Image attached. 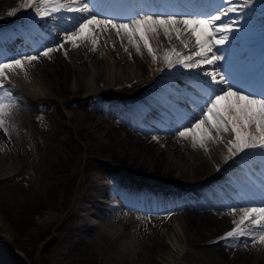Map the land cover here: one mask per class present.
Here are the masks:
<instances>
[{
    "label": "bare ground",
    "instance_id": "1",
    "mask_svg": "<svg viewBox=\"0 0 264 264\" xmlns=\"http://www.w3.org/2000/svg\"><path fill=\"white\" fill-rule=\"evenodd\" d=\"M165 1L173 3V5L169 4L173 8L175 6L180 7L179 3L182 4V0ZM184 1L186 2V7L196 12V10L206 8L205 6L214 0ZM102 2H105L110 8L115 6L113 0H102ZM21 3L22 0H0V20L5 21L3 25H0V62L4 61L6 63L11 59L21 58L24 55H36L46 47H54L57 44L64 43L63 36L65 30L73 28V18L76 16L74 13L64 12L62 14H55L54 17L41 19L35 15L32 8L26 9L20 7ZM148 3L151 4L150 2ZM236 3L238 9L244 12L241 14H245L246 17L252 15L253 13L251 14V12L253 10L257 12L264 9V2L261 0H248L247 4L244 3V0H236ZM118 4L115 8L120 11L119 13H123L127 6L131 8L144 6V0H119ZM228 6V4H224L225 9ZM12 9L18 10L15 15L9 16L7 13ZM111 11L113 10L111 9ZM134 15L135 11L131 16ZM140 15L143 14L135 15L133 18H137ZM235 15V13H230L227 18L231 16L236 21V27L237 24H240L241 27H237V32L239 29L244 32L250 26H255V23L250 22V19L241 22V19L234 18ZM62 16L66 17V20ZM32 20H36V23H41L44 32L34 27ZM53 20L54 22L51 23L50 21ZM53 26L54 38L47 39L48 37L44 28H51ZM107 31H101L98 34L96 51H92V45L88 41H85L76 48H73L71 43H64V49L53 53L51 59L41 58L38 61H34L32 65L26 66V75L19 70L15 73L8 72V79L0 80V83L4 85L3 88H0V96H4L5 92H10L14 95L11 98H4L6 105H10L8 115L6 116V120L8 121L6 123L7 129L13 133H21L23 129L19 128V121H23V118L27 115L26 113H28L25 101L28 99H39L44 96H49L50 99H54L55 101L59 99L60 101V99H64L67 93L72 91L67 87L69 86L68 80L72 78L74 87L71 88L74 91L82 90L83 98L72 99V104L75 108L68 114L69 121L76 122L78 130L83 132L81 135L84 137L87 149L99 158L100 163L108 168L111 167L108 175L103 172L100 176L90 177L84 186L78 205L80 216H78L79 223H77V227L80 226L81 228L84 225L89 226V224L94 225L99 223V226L105 227L108 230L110 228L114 229L118 225H130L135 220L136 215L127 213L122 205L112 202L108 192H104L106 190L101 188L102 184L100 182V178H104L108 183V187L113 188L111 185L113 177L129 175L131 179L142 182L140 185L143 187L134 189L142 195V197L138 198L140 202L136 204L126 199L127 196L121 193L122 189L117 187L118 193L116 191V194L119 199L128 202L133 209H139L138 206H143V209H151L152 207H159L162 204V209L173 211L172 215H168L167 217V219H170L169 226L177 233H180L181 244L183 243L185 246L192 248L184 256L188 258L193 256L196 259L194 264H264V246L260 245L259 249H257L256 246L252 247L251 242L248 241V246L245 247L244 241L247 238H241L240 240L229 241L228 243L234 245L233 247H229L228 243L219 239L218 233L224 227H232L230 214L225 210L231 207V204L228 203V200L224 199V194L217 196V201L222 204L219 206L198 192V188L203 184L204 180L215 173V176L222 179L223 182L228 183L224 187L225 195L230 192L232 184L237 185L243 191L242 197L237 199V204L246 207L264 206V198L256 195L250 188V184L240 178L237 166H232L233 159L225 161V156L228 153L223 143L209 142L208 151L206 152L200 147L193 148L190 139L184 140L176 134L181 129V125L188 122L190 115L175 111L173 108H171L173 112L170 114L166 105L169 102L173 103V101L165 97L168 95L163 96V93L170 88L173 89V86H177L178 79H184L192 83L191 78L187 79L183 76L182 70L176 69L173 71V69H168L162 60L153 63L151 56H149L147 50L143 47H141L142 54H139L141 59H136L133 56L136 50L128 44L126 38L123 41L117 39L119 42L113 43L109 37L110 34L106 33ZM251 35L253 34H244V38L240 36V45L250 49L246 50V52L252 57H256L255 59H264V55L260 54L264 51V39H261L259 42L254 40L256 38H253L254 35L253 37ZM151 43L157 50V55L162 56L164 52L162 51V47L165 46L166 48L168 45L175 46L179 41L173 37L171 42H169L163 33H161ZM125 48L128 50L125 51ZM120 49H122V52ZM65 51H67V56L64 55ZM123 51H125L126 55H130L128 60L124 58ZM82 52H84V55ZM235 54L239 53L234 51L231 54V56L234 55L232 63L227 59H224L223 63L227 64V68L236 75L237 69L244 65L242 63L244 56L242 58ZM259 56L261 58H258ZM240 59L242 62L236 63ZM261 62L264 63V60ZM257 66V68L261 67L260 65ZM257 68L255 72H257ZM260 72H264V67L261 68ZM192 74V76L195 75L194 72ZM150 75H154L159 84V89L155 92L152 89L156 86L152 79L149 78ZM257 88L260 87L254 85L251 90H256ZM144 90H148V92L145 93L146 91ZM98 95L113 99V102L106 105H94L92 103L94 102V96L98 98ZM115 96H120L123 103L116 101ZM90 97H93L91 98L92 102L88 101ZM17 100H20L19 104L21 105L19 111L17 112L14 109V111L9 112L10 109H13L12 103L14 104V101ZM128 101L129 103H127ZM63 102L65 103L66 101L63 100ZM134 104L144 109V111L148 110L152 114L147 113L144 117H138V120L143 123H146L145 120L148 119L152 122L155 120L161 122L164 127L157 125L160 123L153 124V126L158 128L154 130V134L153 131L149 132L144 128H138L140 126H137L125 116V113L133 109ZM180 107L184 108L182 105ZM162 109L163 112L161 111ZM177 116H180L181 119H177ZM6 136L0 133V148H5L6 151L8 148L7 152L3 151L4 153H0V163L6 161L10 163V161H13L11 158L14 156L22 159L23 156L19 154L20 146L18 142L16 144L9 136ZM153 136H156L158 140H153ZM226 138H230V136L225 134V140ZM16 140L21 141L22 145L25 141L21 135H18ZM181 147L186 149V152L188 149L187 153H189V157L187 156L188 154H183ZM23 149L25 150V148ZM255 161L257 162V160ZM177 162H181L180 165L186 164L187 166H179ZM100 168L103 170L104 167L98 168L102 172ZM12 175L6 172L0 178L12 177ZM148 181L155 182V185L149 186V188L145 185V182ZM143 188L146 190H142ZM98 192L101 195L99 199L101 202L99 201V204L95 203V200H92ZM130 195H136V193H130ZM213 200H215V197ZM85 203L86 205L84 206ZM104 210L106 211V215L110 214L112 218L111 222H108V219H105V217H102L101 221L98 220L104 214ZM86 217L91 220L88 224ZM172 239L173 242L170 243H174V251L172 247L163 264H177V256L181 253H187L184 252V249L182 250L184 245L181 248L179 242H175L176 238L174 236ZM207 239L208 241L204 242ZM216 246L220 248V250L217 248L219 252H215L217 250L213 251V247L216 248ZM0 247L3 248L5 259L2 258L6 262L3 264H23V260L12 251L13 249H10L9 243L3 240L1 236ZM181 250L182 252L180 253ZM172 258L174 259L173 262ZM183 258L185 260V257Z\"/></svg>",
    "mask_w": 264,
    "mask_h": 264
},
{
    "label": "rangeland",
    "instance_id": "2",
    "mask_svg": "<svg viewBox=\"0 0 264 264\" xmlns=\"http://www.w3.org/2000/svg\"><path fill=\"white\" fill-rule=\"evenodd\" d=\"M261 1L264 2V0ZM65 2H67V0H65ZM218 3L220 7H218L213 14H216L221 9H225L224 4L226 3L224 0H220ZM261 10L257 12L253 10L251 12V14H253L246 17L245 14H241L244 12L239 9L235 13L236 15L234 18L241 19V22L250 19V22L255 23V26H250L244 33L240 29L237 32L238 28L241 27L240 24H237L238 28L233 24V33L229 34L227 43L220 46L217 54L221 53L225 59L232 63V61H234L232 60L234 55L231 56V54L234 51L242 53L246 50L244 49L245 46L240 45V36L243 37L244 34H253L254 37L253 35L251 36L253 38L256 37L254 40L260 41L264 39V36H262L264 35V9ZM127 20L126 18L122 22H127ZM230 20L235 21L230 16L228 18L223 17L221 22L227 23ZM2 22L4 21L0 20V23ZM45 30L54 38L53 29L45 28ZM109 30V32L107 31L106 33H108V35L110 34L109 37L111 41L113 43H118L120 38L116 35L115 30ZM171 47H173V45H168L166 48L164 46L162 47V51L168 50ZM175 47L185 53L189 51L184 49L183 45L180 43L176 44ZM121 50L122 49H120V51ZM82 53L84 55V52ZM124 53L125 51L122 53L125 55L124 58L128 60L130 55ZM133 56L138 60L141 59L137 52L133 53ZM247 62L248 61L245 62V66H248V73H255L258 66L254 63H250L252 62L251 60ZM256 62L258 61H255V63ZM259 63L256 64L261 66L262 62ZM223 64V60L218 62L219 71L225 72L228 79L235 81L238 86L245 88L251 76H249V79L243 80L242 77H244L245 74L242 73H244L245 70L240 68L243 65L237 69L235 75V73H232L231 70L227 68V64H224V67ZM176 69L182 70L183 76L187 79L191 78L193 75L189 73L188 70L182 69L179 66L174 68L173 71ZM262 76H264V72L258 75V77H260L259 80L253 82L250 87L254 85L260 87ZM149 78L155 83L156 87L152 89V91L155 92L159 89L157 79L154 75H150ZM204 79L207 78L201 76V80ZM68 85L67 87L72 91L67 93L64 99H60V101L59 99L57 101L50 99L49 96L25 101L28 107V114L24 117L23 121H19V128H22L23 131L18 133V135H21L25 139L23 145L20 143L21 141L16 140V137H12L8 130L7 134H4L5 130L0 129V133L4 136H9L16 144L18 142L20 146L19 154L23 156L22 159H18L17 156H14L15 158L12 157L11 159L13 161H10V163H8L9 161L0 163V177L5 175L6 172L8 174H13L12 177L0 178V236L9 243L10 249H13L12 251L23 260V264L165 263L164 259L168 257V252L174 246V243H170L173 242V236L176 238L175 242L178 241L181 248L182 245H184L180 243V233H177L169 226L170 219H167V217L168 215L171 216L173 211H144L135 217L134 223L132 222L128 226L118 225L115 226L114 229L110 228L106 230L107 228L105 227L90 224L89 226L83 224L85 229L83 227L80 228V226L77 227V223H79L78 216H80L78 205L84 186L87 184L90 177L100 176L103 172L108 175L111 167L108 168L100 163L99 158L94 156L91 151L87 149L85 140L83 139L84 137L81 135L83 132L78 130L76 122L69 121L68 114L75 108L72 104V99L83 98V91H74V89H72L74 87L72 78L68 80ZM168 91L170 95L167 93ZM147 92L148 90L145 93ZM166 93L168 94L166 97H168L169 100L171 99L176 103L185 104L189 110H193L190 97L197 95V93L196 89L192 87V83L189 85L184 79H178L177 86H173V89L170 88L163 94ZM183 94H188L189 97L188 100L182 102L181 95ZM115 97L116 101L123 103L120 96ZM91 98L93 97H90L88 101L92 102ZM63 100L66 102L64 103ZM129 101L127 103H129ZM19 102L20 100L14 101L15 106L12 103L13 109H10V112L14 111V109L17 110L21 106ZM112 102L113 99L98 95V98L94 96V102L92 103L94 105H106ZM174 102H169L168 104H172V108L175 111H186L185 108L180 107V104L176 105ZM173 105H176L177 108L173 107ZM186 114L190 115V113ZM149 130V132H152L153 129ZM227 139L228 138H226V140ZM223 144L226 147V143ZM23 148H25V150ZM183 149L184 148L181 147L183 154H188L187 156L189 157V153H187L188 149L187 152L186 149ZM3 151L7 152L8 148L7 151L5 148H0V153H4ZM255 160H257V162ZM177 163L182 167L187 166L186 164L180 165L181 162ZM231 164L238 168L240 165V168H242L241 170H246L249 175L242 178L249 184H254V181L264 184V157L261 156L260 152L249 150L233 158ZM245 164H247L246 168H244ZM101 166L104 167L103 170L100 168L102 172L98 170ZM125 176L129 177V175ZM145 184L155 185V182L148 181L145 182ZM254 186H252L253 189L258 191V186ZM233 207L236 208L235 215L231 214L230 211ZM244 207L246 206L234 204L228 207L229 209H225L226 212L228 211L230 214L231 222L239 219L240 215H242L240 209ZM86 221L88 224L89 220L87 218ZM233 226L232 224V227ZM232 227H224L223 230L218 233V237L223 236L227 231L231 230ZM207 241L208 239L204 242ZM259 246V244L256 245L257 249H259ZM217 248L220 250V248L216 246V248L213 247V251L217 250ZM183 249L185 250L184 252L192 250L191 247L185 245L182 250ZM172 250L174 251V247ZM218 250L215 252H219ZM188 253L189 252L184 254L181 253L182 255L180 254L177 256V264H194L196 259H194L193 256L189 258L184 256ZM183 257H185V260ZM173 261L174 259L172 258V262Z\"/></svg>",
    "mask_w": 264,
    "mask_h": 264
},
{
    "label": "snow or ice",
    "instance_id": "3",
    "mask_svg": "<svg viewBox=\"0 0 264 264\" xmlns=\"http://www.w3.org/2000/svg\"><path fill=\"white\" fill-rule=\"evenodd\" d=\"M224 2L229 6L216 14L157 12L140 15L127 22L98 18L94 8L90 7L91 0H22L20 7L32 8L41 19L64 12L76 14L73 28L65 30L63 36L64 43H71L73 48L88 41L92 45V51H96L98 34L113 29L122 41L126 38L138 54H142L141 47L146 49L153 63L162 60L168 69L179 66L189 73L194 72L191 82L197 95L190 97L193 112L176 134L184 140L190 139L193 148L200 147L206 152L209 142L226 143V162L249 150L259 151L264 157V76L261 77L260 91L256 92L238 86L235 81L227 78L225 72L218 69V62L225 57L217 55V52L220 46L227 43L229 34L234 31L233 24L236 23L232 20L221 22L222 18L239 10L236 0ZM244 3L247 4L248 0H244ZM17 10L12 9L7 14L13 16ZM161 33L169 42L175 37L189 51L185 53L173 46L165 50L162 56H158L151 41ZM64 43L46 47L36 55H24L0 63V80H7V73H15L17 70L26 75V66L41 58L51 59L53 53L64 49ZM64 55L67 56V51ZM201 76L207 79L201 80ZM3 87V83H0V88ZM11 95L10 92H5L4 96H0V129H4L5 133L10 105L3 103V100L5 97L11 98ZM225 134L230 136L226 141ZM152 139L158 140L156 136ZM240 211L242 215L239 219L232 221L234 226L219 239L228 243L247 238L244 241L245 247L248 246V241L252 247L257 244L264 246V206L244 207ZM235 213L236 208L233 207L231 214ZM228 246L234 245L228 243Z\"/></svg>",
    "mask_w": 264,
    "mask_h": 264
}]
</instances>
